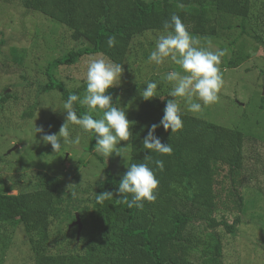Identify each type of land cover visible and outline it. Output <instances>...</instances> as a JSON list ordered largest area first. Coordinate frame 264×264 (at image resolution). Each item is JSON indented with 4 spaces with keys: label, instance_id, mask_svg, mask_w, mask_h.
Masks as SVG:
<instances>
[{
    "label": "rangeland",
    "instance_id": "rangeland-1",
    "mask_svg": "<svg viewBox=\"0 0 264 264\" xmlns=\"http://www.w3.org/2000/svg\"><path fill=\"white\" fill-rule=\"evenodd\" d=\"M251 10V16H256L259 39L243 36L234 47L229 41L237 35V29L229 30L224 38L190 33L200 41L198 47L225 50L219 65L224 84L218 102L194 114L187 111L183 98H175L184 112L237 128L243 135L239 188L242 211L220 209L214 213L216 218L223 216L229 222L236 216L240 219L234 233H227L222 227L216 229L222 264H264V0H254ZM162 32L146 31L132 41L121 63L124 71L120 84L107 90L115 106L126 110L129 121L133 122L142 99L139 90L146 87V81H159L158 90L167 96L172 85L162 80L163 75L171 70L181 71L170 59L163 65L148 60ZM85 44L83 40H73L65 25L27 10L17 1L0 0V96L4 91L10 94L0 100V189L18 194L38 189L42 184L50 188L54 209L46 254L95 252L105 237L103 230L95 229L94 196L100 193L105 171L122 176L129 158L130 139L118 144L121 156L113 154L107 158L94 150L95 134L85 133L76 125L69 124V128L72 137H80L79 144H66L58 153H52L50 144L42 141L41 133L34 134L35 126H42L49 117L58 118L61 126L66 115L60 111L65 100L57 89L41 91L40 86L48 80L49 62ZM11 47L24 50L20 62L19 58L13 59ZM239 47L244 51V59L231 65L230 59ZM101 55L90 54L71 65L55 66L51 69V80L68 90L78 88L83 98L87 63ZM82 108L81 115L87 111ZM101 114L93 113L96 118ZM73 191L75 196L71 195ZM75 214L80 228L74 223ZM192 227V233L202 234L206 239L205 231L209 230L206 224L197 222ZM31 238L37 237L27 233L22 223L14 227L0 224V264H36ZM205 239L198 243L199 248L207 244ZM197 252L192 253L194 261L200 260Z\"/></svg>",
    "mask_w": 264,
    "mask_h": 264
},
{
    "label": "trees",
    "instance_id": "trees-1",
    "mask_svg": "<svg viewBox=\"0 0 264 264\" xmlns=\"http://www.w3.org/2000/svg\"><path fill=\"white\" fill-rule=\"evenodd\" d=\"M8 1H17L27 10L65 25L71 30L73 40L85 41V46L48 64V80L40 86L41 91L57 89L63 100L70 93L79 95V89L68 90L52 81L53 67L71 65L90 54H102L121 64L136 37L146 31H163V22L173 13L180 16L190 33L200 36L224 38L229 30L237 29V35L229 41L234 47L240 37L261 38L256 28V16H251L254 0ZM109 36H115L117 40V45L112 48L107 46ZM10 52L13 59H20L19 62L24 56V50L16 47H11ZM243 52L242 47L234 51L231 65L244 59ZM9 96L4 91L0 100ZM163 107L158 98L140 100L130 127L132 136L127 163L145 162L144 157L151 154L142 145L147 133L143 126L157 123L163 115ZM74 110L81 115L83 108L78 101ZM182 120L183 127L177 132L165 131L162 126L156 130L163 143L171 144L173 153L171 156L152 153L149 167L159 180L154 202L143 201L142 208H128L115 194L103 204L95 201V229L103 230L105 237L95 252L46 254L54 201L52 191L45 184L18 194L0 189V224L14 227L22 223L27 233L36 235V239H30L36 264H222L216 229L222 227L227 233H234L240 219L236 216L229 222L223 216L216 218L214 213L220 209L242 211L243 198L239 188L243 135L237 128L224 127L186 112ZM42 126L45 133H56L60 121L51 116ZM157 159L163 160V171L156 167ZM121 178L106 170L99 192L114 191ZM197 222L206 224L205 228L209 229L205 231L206 239L202 234L192 233V226ZM204 239L207 244L199 248L198 243ZM195 251H199V261L192 259Z\"/></svg>",
    "mask_w": 264,
    "mask_h": 264
},
{
    "label": "clouds",
    "instance_id": "clouds-1",
    "mask_svg": "<svg viewBox=\"0 0 264 264\" xmlns=\"http://www.w3.org/2000/svg\"><path fill=\"white\" fill-rule=\"evenodd\" d=\"M199 44L200 41L190 34L179 15L173 13L170 19L163 22V32L156 38L155 48L150 52L148 60L155 65H163L170 59L181 71L171 70L163 75L162 80L172 85L166 92L167 96L158 90L159 81H146V87L139 90L143 100L158 98L164 104L161 119L157 123L143 126L147 128V133L142 139V145L144 149L150 150L151 154L144 157L145 162L125 163L126 171L119 180L118 187L114 191L96 193L94 199L97 204L112 199L114 194L119 202L126 204L128 208H142L143 201L154 202L157 199L159 180L155 171L149 167L152 153L171 156L173 148L170 143L161 141L156 135V130L162 126L165 131L170 129L171 133H174L183 127L184 110L175 98L184 99L187 111L199 113L203 107L218 102V94L224 84L219 65L225 50H209L198 47ZM116 45V37L109 36L107 46L112 48ZM123 71L122 64L103 55L91 58L84 76L83 98L75 93L68 95L60 110L66 115L58 132L45 133L43 126H35L34 134L42 133V141L50 144L52 153H58L66 144H79L80 137H72L69 128V124L76 125L85 133L95 134L94 150L97 153L107 158L113 154L121 156L118 144L121 141H129L133 122L127 119L123 107L115 106L113 96L107 90L120 84ZM77 101L87 108L80 116L74 110ZM94 112L102 114L96 118ZM155 165L163 171V160H155ZM71 195L75 196L76 193L73 191Z\"/></svg>",
    "mask_w": 264,
    "mask_h": 264
},
{
    "label": "water",
    "instance_id": "water-1",
    "mask_svg": "<svg viewBox=\"0 0 264 264\" xmlns=\"http://www.w3.org/2000/svg\"><path fill=\"white\" fill-rule=\"evenodd\" d=\"M75 217H76V220H75V222H74V223H77V226H78V228H80L79 217H78V215H77V214H75Z\"/></svg>",
    "mask_w": 264,
    "mask_h": 264
}]
</instances>
